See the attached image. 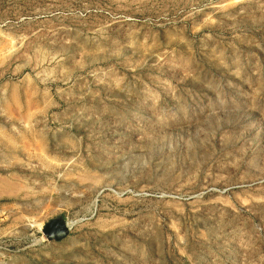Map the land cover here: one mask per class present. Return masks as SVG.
I'll list each match as a JSON object with an SVG mask.
<instances>
[{
	"label": "rangeland",
	"instance_id": "1",
	"mask_svg": "<svg viewBox=\"0 0 264 264\" xmlns=\"http://www.w3.org/2000/svg\"><path fill=\"white\" fill-rule=\"evenodd\" d=\"M0 264H264V0H0Z\"/></svg>",
	"mask_w": 264,
	"mask_h": 264
},
{
	"label": "bare ground",
	"instance_id": "2",
	"mask_svg": "<svg viewBox=\"0 0 264 264\" xmlns=\"http://www.w3.org/2000/svg\"><path fill=\"white\" fill-rule=\"evenodd\" d=\"M67 5L66 3L48 4L33 8L31 11L22 14L21 16L25 20L27 19L25 25L29 29L31 36L40 37L37 39L52 38L57 40L65 36L69 30H66L65 27L61 26L60 23H56V21L59 18H66L63 12L68 10Z\"/></svg>",
	"mask_w": 264,
	"mask_h": 264
},
{
	"label": "water",
	"instance_id": "3",
	"mask_svg": "<svg viewBox=\"0 0 264 264\" xmlns=\"http://www.w3.org/2000/svg\"><path fill=\"white\" fill-rule=\"evenodd\" d=\"M66 231L65 223L59 218L48 221L42 228V233L47 240L58 241L65 237Z\"/></svg>",
	"mask_w": 264,
	"mask_h": 264
}]
</instances>
